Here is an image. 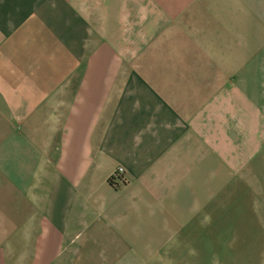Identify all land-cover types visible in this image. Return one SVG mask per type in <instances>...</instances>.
Listing matches in <instances>:
<instances>
[{
	"label": "crops",
	"instance_id": "1",
	"mask_svg": "<svg viewBox=\"0 0 264 264\" xmlns=\"http://www.w3.org/2000/svg\"><path fill=\"white\" fill-rule=\"evenodd\" d=\"M251 221L264 0H0V264H223Z\"/></svg>",
	"mask_w": 264,
	"mask_h": 264
},
{
	"label": "rangeland",
	"instance_id": "2",
	"mask_svg": "<svg viewBox=\"0 0 264 264\" xmlns=\"http://www.w3.org/2000/svg\"><path fill=\"white\" fill-rule=\"evenodd\" d=\"M250 223L242 231L234 230L231 258L223 264H264V247L259 245L257 230L253 227L255 224Z\"/></svg>",
	"mask_w": 264,
	"mask_h": 264
},
{
	"label": "built area",
	"instance_id": "3",
	"mask_svg": "<svg viewBox=\"0 0 264 264\" xmlns=\"http://www.w3.org/2000/svg\"><path fill=\"white\" fill-rule=\"evenodd\" d=\"M111 182L115 187L120 188L129 184V177L124 168L119 167L112 175Z\"/></svg>",
	"mask_w": 264,
	"mask_h": 264
}]
</instances>
